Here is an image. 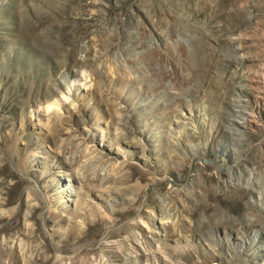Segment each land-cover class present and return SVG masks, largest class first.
<instances>
[{"label":"rangeland","instance_id":"rangeland-1","mask_svg":"<svg viewBox=\"0 0 264 264\" xmlns=\"http://www.w3.org/2000/svg\"><path fill=\"white\" fill-rule=\"evenodd\" d=\"M0 264H264V0H0Z\"/></svg>","mask_w":264,"mask_h":264},{"label":"bare ground","instance_id":"bare-ground-1","mask_svg":"<svg viewBox=\"0 0 264 264\" xmlns=\"http://www.w3.org/2000/svg\"><path fill=\"white\" fill-rule=\"evenodd\" d=\"M56 105H57V104H56L55 102H53V103H49V104H48V109H47V111H50V110L53 109Z\"/></svg>","mask_w":264,"mask_h":264}]
</instances>
